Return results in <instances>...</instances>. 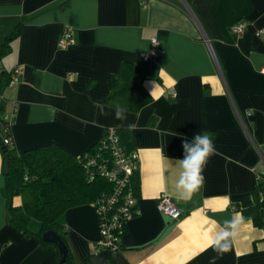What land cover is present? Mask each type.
<instances>
[{
	"label": "crops",
	"instance_id": "0c3cea01",
	"mask_svg": "<svg viewBox=\"0 0 264 264\" xmlns=\"http://www.w3.org/2000/svg\"><path fill=\"white\" fill-rule=\"evenodd\" d=\"M235 21L245 24L241 33L230 30ZM18 24L0 58L10 75L22 65L17 81L3 83L0 74L14 147L56 142L78 156L105 128L122 127L139 153L137 212L121 247L102 264H209L216 256L207 247L210 235L253 204L264 161V39L257 34L264 0H0V46ZM65 26L73 40L59 48ZM153 34L163 50L144 57ZM122 64L130 73L118 79ZM116 105L126 120L115 118ZM199 132L211 134L217 154L200 190L179 199L176 160L184 139ZM3 165L0 150V264H60L55 245L9 223ZM162 193L181 210L179 218L157 210ZM60 220L74 262L102 249L92 204L68 208ZM215 264H264V224L245 218Z\"/></svg>",
	"mask_w": 264,
	"mask_h": 264
},
{
	"label": "trees",
	"instance_id": "16d2710c",
	"mask_svg": "<svg viewBox=\"0 0 264 264\" xmlns=\"http://www.w3.org/2000/svg\"><path fill=\"white\" fill-rule=\"evenodd\" d=\"M19 26L20 24L16 25L5 36L0 46V58L10 51V42L19 33ZM129 73L130 67L122 64L118 79L128 76ZM0 74L3 83L9 82L12 78L10 71L2 67ZM112 81H115L113 77L110 82ZM3 113V100H1L0 150L3 161L6 154L9 158V170L5 174L3 189L8 199L9 223L22 234L37 235L43 244L55 245L42 239V233L50 229L57 232L66 243L65 226L60 220L63 212L68 208L83 204L95 203L96 205L100 196L109 192L113 187L112 182L100 175L95 174L90 178V168L85 165V159L89 154L98 153L99 157L108 154V151L102 146L106 134L103 132L101 137L87 148L86 152L78 156L56 142L17 150L13 144L10 145L5 141L12 137L10 120L5 119ZM115 130L122 147L125 150H131L133 147H131L130 132L122 127H115ZM131 185L137 194L138 169L132 174ZM251 195L253 204L242 208L241 213L244 218L251 219L255 225L261 226L264 224V174L257 173V183L251 189ZM14 197H19L20 202L14 203ZM33 221L38 223L37 229H33ZM123 228L125 231V227ZM116 247V249L121 247L120 239L116 241ZM91 256L82 262H74L68 248V255L64 263L91 264Z\"/></svg>",
	"mask_w": 264,
	"mask_h": 264
},
{
	"label": "built area",
	"instance_id": "2783aa9c",
	"mask_svg": "<svg viewBox=\"0 0 264 264\" xmlns=\"http://www.w3.org/2000/svg\"><path fill=\"white\" fill-rule=\"evenodd\" d=\"M244 26L243 21H235L230 24L229 28L235 33H241L245 28ZM257 34L264 39V29L257 31ZM72 40V29L69 26H65L57 40V47H67L72 43ZM149 42V49L143 53V56L154 58L163 49L156 35H151ZM21 69L22 65H16L12 68L11 81L18 80V74ZM259 71L264 73V65L260 66ZM11 117L13 115H4L7 120H11ZM104 134L106 135L102 146L108 151V154L101 157L98 156V153L89 154L85 159V165L90 168V178L97 174L113 184L112 189L102 194L96 201V205L95 203L92 205L95 209L101 235L98 245L102 249L115 250L117 248L116 241L120 239V235L124 231L123 227H125L128 219L137 212V196L131 185V177L133 172L139 168V153L135 149L125 150L122 147L115 127L105 128ZM5 141L10 145L13 144L11 138H7ZM156 208L159 212L173 219H177L182 215L181 210L174 203L172 197L166 193L159 195L156 200Z\"/></svg>",
	"mask_w": 264,
	"mask_h": 264
},
{
	"label": "clouds",
	"instance_id": "9594fccd",
	"mask_svg": "<svg viewBox=\"0 0 264 264\" xmlns=\"http://www.w3.org/2000/svg\"><path fill=\"white\" fill-rule=\"evenodd\" d=\"M98 103V102H97ZM101 115H106L101 105ZM115 118L126 120L125 109L116 105L114 110ZM134 129V124H129ZM175 135V134H174ZM183 158L176 160L180 167L178 179L175 183L177 197L183 200H190L197 193L205 182L204 170L210 158L217 154L215 142L211 134L200 132L195 134L191 142L184 139L182 143ZM245 223L243 216H234L224 221V227L210 235L207 247L216 253L209 264H215L216 258L222 256L231 249L232 242L239 234L241 226ZM206 250V249H205Z\"/></svg>",
	"mask_w": 264,
	"mask_h": 264
},
{
	"label": "water",
	"instance_id": "95a60500",
	"mask_svg": "<svg viewBox=\"0 0 264 264\" xmlns=\"http://www.w3.org/2000/svg\"><path fill=\"white\" fill-rule=\"evenodd\" d=\"M9 170V158L8 154L4 157V165H3V173L7 174ZM259 173L264 174V161H262L258 168ZM42 239L44 241H49L55 244L57 250H58V260L60 263L65 264L66 257L68 255V247L66 243L63 241L61 236L53 231V230H46L42 233ZM113 252V250L110 249H101L97 253L91 256V264H102L108 256Z\"/></svg>",
	"mask_w": 264,
	"mask_h": 264
},
{
	"label": "rangeland",
	"instance_id": "374dc122",
	"mask_svg": "<svg viewBox=\"0 0 264 264\" xmlns=\"http://www.w3.org/2000/svg\"><path fill=\"white\" fill-rule=\"evenodd\" d=\"M15 198V197H14Z\"/></svg>",
	"mask_w": 264,
	"mask_h": 264
}]
</instances>
